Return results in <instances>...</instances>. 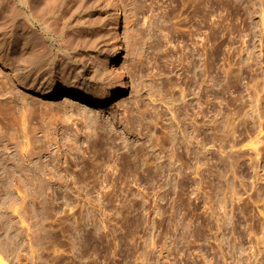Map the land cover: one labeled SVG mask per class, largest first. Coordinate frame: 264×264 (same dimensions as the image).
<instances>
[{
	"label": "rangeland",
	"instance_id": "1",
	"mask_svg": "<svg viewBox=\"0 0 264 264\" xmlns=\"http://www.w3.org/2000/svg\"><path fill=\"white\" fill-rule=\"evenodd\" d=\"M29 2L0 23V174L51 188L8 264H264V0H120L117 58L108 0ZM114 81L105 104L35 90Z\"/></svg>",
	"mask_w": 264,
	"mask_h": 264
},
{
	"label": "bare ground",
	"instance_id": "2",
	"mask_svg": "<svg viewBox=\"0 0 264 264\" xmlns=\"http://www.w3.org/2000/svg\"><path fill=\"white\" fill-rule=\"evenodd\" d=\"M30 1H32V0H30ZM108 1L110 2V4H109L110 14H111L112 20L114 22V23H109V26L111 25L110 29H112L111 30L112 32H110V33H112V37L114 39V42H113L112 47L108 48V49H110V52H112L114 50L115 54L113 57L117 58L120 50H122L124 48V40L126 37V32H125L126 17H125L123 7L121 6L120 0H108ZM30 7H31V3L29 2V0H0V23H36L35 22L36 20L34 21L31 17L33 15L30 16V14L28 13V10L30 9ZM35 18L38 19L37 16ZM41 20L39 19L38 22ZM43 23H46V22L44 21ZM104 25L105 24H103V22H101L99 26L102 27ZM110 29H109V31H110ZM111 56H112V54L108 53L106 58L110 59V58H112ZM116 73H117V74H115L116 77L122 76V77H120L121 81H122L121 85H122V87L125 88L126 84L124 82V77L122 75V72L117 70ZM112 78H115V77H112ZM117 88H118L117 82L114 81V83L110 86V88L108 89V91L105 94H101V92L98 90H89L88 88H85L82 86L74 87L73 84H67L64 87H60V86L49 87V88L35 87V90L39 91L43 95H47L49 97H59V96L64 97V101L82 100V101H85L86 103L99 102L101 104H105V103L112 101L115 97H117V95H118L117 94V92H118ZM28 89H31V86L30 87L28 86ZM240 111H241V109L238 108L237 113H241ZM208 112H209V110L205 111V116L208 115ZM235 123H237V122H235L233 120L232 121L227 120L226 126L230 128V131L231 130L234 131L235 128H237V126H238ZM172 128H173V126H172ZM175 128L176 127H174V129ZM224 130H226V129H224ZM170 132L172 133L171 130H170ZM224 135H225V132H224L223 136ZM169 136H172V135H169ZM177 137H178L177 133L173 134L172 139L169 137L174 142V144H175L174 146H176V144L178 143V142L176 143ZM226 137H227V135H226ZM171 140H170V142H171ZM258 140H259V142H260V140L262 141V139H260V136H259ZM211 141H212V137L208 133H206V135L204 136L202 141H200L205 146V149H206L205 154L209 153L210 149L208 146H209V144H211ZM254 143H256V140H255V142L253 141V144ZM188 144H187V146H188ZM256 145H257V143H256ZM260 149L261 148H259V151H260ZM190 150L188 149V151H190ZM257 151H258V149H257ZM259 151H258V153L261 152V151L260 152ZM204 161H202L200 163L202 164ZM188 162L186 161V163H188ZM191 162L188 164V166H187L188 168H190V167L193 168V164H191ZM184 163L185 162H183V164ZM42 165H44V164H42ZM196 166H198V164H196ZM197 168H199V167H197ZM45 171H47V169ZM37 172H39V171H37ZM37 172H36V176H35V174H34L35 172H34L32 174V176L30 177V180L32 183H34L35 180L40 179V176L39 177L37 176ZM46 174H48V173H46ZM35 177L36 178L38 177V179H35ZM45 177H47V176H45ZM28 178L29 177H23V176L19 175L17 173V171H8L4 175L0 174V264H8L7 258L10 256V254L6 258V255H5V254H7L6 251H9V252L14 251V253H15L18 249L24 248V246H22V245L25 242H27V240L25 242H24V240H22V238H23L22 235L24 234V231L27 232L29 230V233L27 235H29V237H30L29 238L30 243L36 242V240L34 238H37V236H36L37 235L36 233L38 231L37 225H39L38 223H35V217H37V213L35 211L37 210V207H38L36 201L39 204V200L36 199V196L40 192H41V194L43 193V191L38 192L39 189L40 190L44 189V191H47L48 189L51 188V186H50V183L48 182V180H49L48 178H45L44 180L40 179L39 182L41 183V180L43 182V184L41 183L42 188H40L39 186H38L39 188L36 187L35 186L36 184L34 183L35 184L34 186L36 187V188L35 187L34 188L37 190L36 191L35 189H32L30 184H28V182H29ZM46 179H48V180L46 181ZM39 182H38V185H39ZM23 187L28 189L27 192H29V193H27V196L28 195L31 196V199H29V200L27 198H26L27 200L24 199L26 196L23 197V194L21 191V190H23L22 189ZM25 188H24V190L26 192L27 189H25ZM34 190H35V192H34ZM25 192L23 191V193H25ZM20 193L22 194V196L20 195ZM47 194H49V193H47ZM42 195H44V194H42ZM39 196H40V194H39ZM39 196H37V197L39 198ZM48 196H50V195H47L46 198H43V200L45 199L43 201L44 205L40 204V205H43L41 208L45 209L44 213H43L44 209L41 211V213L40 212L38 213V215L43 213L42 218H43V220H45V222L46 221L48 222V220L51 218L50 211L53 210L52 206L49 204V203H51V202H49L51 199H48ZM40 198H42V197L40 196ZM21 201L25 202V204L22 205V207L25 206L24 208H26V212L24 211V214H22L23 213L22 211L25 209H23L21 211V203H22ZM41 203H42V201H41ZM50 208H51V210H50ZM21 220L26 221L28 230L27 229L24 230V228H26V227L23 228V226L20 224V223L24 224L23 222H20ZM39 228H41V227H39ZM39 231H40V229H39ZM39 235H40V232H39ZM39 235H38V237H39ZM27 239H28V237H27ZM30 243H28L29 246H30ZM32 246H34V245L32 244ZM32 249H34V248H32ZM19 252L20 251L18 250V252L16 254L18 255ZM17 255H16V257H17ZM12 257H14V256L12 255ZM17 258H19V257H17Z\"/></svg>",
	"mask_w": 264,
	"mask_h": 264
}]
</instances>
